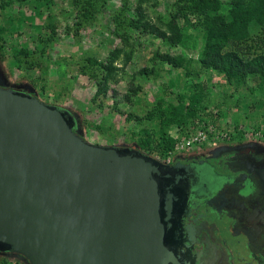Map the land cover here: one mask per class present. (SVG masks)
<instances>
[{
  "label": "water",
  "instance_id": "1",
  "mask_svg": "<svg viewBox=\"0 0 264 264\" xmlns=\"http://www.w3.org/2000/svg\"><path fill=\"white\" fill-rule=\"evenodd\" d=\"M187 164L85 140L68 111L0 86V253L26 264H193Z\"/></svg>",
  "mask_w": 264,
  "mask_h": 264
},
{
  "label": "rangeland",
  "instance_id": "2",
  "mask_svg": "<svg viewBox=\"0 0 264 264\" xmlns=\"http://www.w3.org/2000/svg\"><path fill=\"white\" fill-rule=\"evenodd\" d=\"M4 1L0 0V27L5 30L0 48V86L32 92L42 102L72 112L82 137L91 144L134 147L138 130L150 126L147 122L136 126L133 116L125 121V115L142 116L155 99L171 101L183 87L182 83H177L171 88L173 95L168 97L158 92L157 86L165 78L174 75L181 82L183 75L178 70L164 75L165 69L155 57L156 54L181 56V50L128 24L129 20L139 19L166 30L165 24L178 5L175 0H21L3 7ZM85 3L91 6L87 18L82 9ZM138 8L142 18H138ZM188 18L191 23L195 22L192 16ZM176 23L180 29L186 25L181 19H176ZM186 27L187 35L197 34V30ZM49 35L52 40L44 42ZM20 49L27 50L29 55L16 56ZM196 50L185 51V58L194 59ZM107 64L114 66V77L107 79L104 95L97 94V81L103 73L96 67L103 68ZM158 67L161 68L159 75L156 73ZM165 68L170 69L169 66ZM141 69L155 70L145 76ZM188 69L191 75H199L197 81L200 84L204 81L207 87L201 96L199 110L202 107L204 114L218 117L214 122L201 117L200 122L196 121L195 126L211 129L206 142L196 150L198 154L201 156L205 149L229 143L254 142L264 146V126L254 119L255 110L248 109L252 100L250 87L256 79L243 91L231 92L232 86L226 85L221 76L200 70L197 63L189 64ZM95 72L98 75L92 77L91 73ZM135 86H141L142 90L131 95L129 88ZM124 95H129V102H124ZM169 129V133L176 132L174 127ZM183 153L172 152L167 159L170 161ZM228 236V232H223L222 238ZM0 261L26 264L17 256L2 253Z\"/></svg>",
  "mask_w": 264,
  "mask_h": 264
},
{
  "label": "trees",
  "instance_id": "3",
  "mask_svg": "<svg viewBox=\"0 0 264 264\" xmlns=\"http://www.w3.org/2000/svg\"><path fill=\"white\" fill-rule=\"evenodd\" d=\"M13 1L21 2V0H6L2 6H10ZM142 1L139 0V2ZM175 2L178 5L175 6L176 10L172 14V18L165 24L166 30H159L157 25L140 22L139 19L129 20L128 23L133 29H141V32L155 35L165 44L176 47L182 52L181 56L177 57L168 54L155 55L157 62L165 69L164 75L173 74V70H178L183 75L181 82H179L178 76L172 75L157 86L158 92L168 97V95H173L171 88L177 86V83H182L183 87L178 93H175L174 98L171 101L160 97L155 99L142 116L125 115V121L133 116L136 126L147 122V126L150 127L138 130V139L135 141L134 148L159 161L162 160L161 162H164L169 157L168 155H172V152L174 154L173 148L176 140L189 136L196 121L200 122V117L211 119L213 122L218 118L210 113L204 114V109L201 107L199 110L198 108L201 96L207 87L204 81L202 84L197 81L196 78L199 75H191L189 72L188 65L193 62L197 63L200 70L221 76L226 85L232 86L231 92L243 91L246 85L256 79L252 88L248 85L251 89L249 92L252 100H248L250 108H247L255 110L254 119L257 118L258 123L264 126V99L262 98L264 96V0H175ZM82 9L84 18L90 16L88 10L91 9V6L88 3L87 5L85 3V8ZM137 14L138 18L143 17L139 8ZM188 16H192L195 22L191 23ZM176 19H181L186 25L180 29ZM187 25L191 29L197 30V34L192 37L187 35L185 31ZM4 32V28L0 27V48ZM37 38L42 41L40 36ZM52 38L49 35L43 41L50 42ZM193 48H197L196 57L194 59L185 58V51ZM15 55L26 57L29 52L20 49ZM112 58L114 59L115 56ZM167 66L170 69L165 68ZM98 68L103 74L97 81L96 91L97 94L104 95L107 79H113L111 77H114L115 68L111 64H107L103 68L97 66L96 69L98 70ZM96 69L95 71H97ZM159 69L161 68H156L157 75H159ZM154 70L141 69L140 72L146 76ZM95 73H91L92 77L98 75L97 72ZM189 80L191 82L186 83ZM141 90V86H135L129 88V93L135 95ZM111 94L115 96V92L112 90ZM128 96L124 95V102H129ZM68 113L74 116L72 112L68 111ZM202 113L203 116H200ZM198 114L200 115L198 116ZM74 119L76 120L75 116ZM171 127L176 129L174 134L169 133ZM0 264L6 263L0 261Z\"/></svg>",
  "mask_w": 264,
  "mask_h": 264
},
{
  "label": "flooded vegetation",
  "instance_id": "4",
  "mask_svg": "<svg viewBox=\"0 0 264 264\" xmlns=\"http://www.w3.org/2000/svg\"><path fill=\"white\" fill-rule=\"evenodd\" d=\"M198 153L167 162L187 164L179 221L193 264H264V146L229 143Z\"/></svg>",
  "mask_w": 264,
  "mask_h": 264
},
{
  "label": "built area",
  "instance_id": "5",
  "mask_svg": "<svg viewBox=\"0 0 264 264\" xmlns=\"http://www.w3.org/2000/svg\"><path fill=\"white\" fill-rule=\"evenodd\" d=\"M211 129L201 127V126H195L192 133L185 137L177 139L174 143V152H185V151H191V150H197L200 148V146L206 142L207 140V134L210 133ZM169 160L166 159L164 162L167 163Z\"/></svg>",
  "mask_w": 264,
  "mask_h": 264
}]
</instances>
